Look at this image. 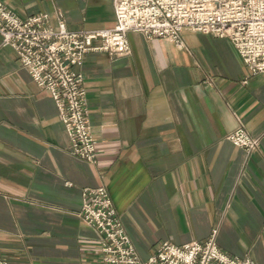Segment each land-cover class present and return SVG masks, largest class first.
<instances>
[{
	"label": "crops",
	"instance_id": "0c3cea01",
	"mask_svg": "<svg viewBox=\"0 0 264 264\" xmlns=\"http://www.w3.org/2000/svg\"><path fill=\"white\" fill-rule=\"evenodd\" d=\"M18 18L64 14L69 30L110 28L112 0H1ZM131 52L90 51L84 77L98 162L68 152L53 99L0 36V250L20 264H106L78 211L104 186L138 254L204 241L264 264V73L226 38L184 30V46L128 32ZM246 79V82L243 81ZM259 139L246 152L226 135Z\"/></svg>",
	"mask_w": 264,
	"mask_h": 264
},
{
	"label": "built area",
	"instance_id": "2783aa9c",
	"mask_svg": "<svg viewBox=\"0 0 264 264\" xmlns=\"http://www.w3.org/2000/svg\"><path fill=\"white\" fill-rule=\"evenodd\" d=\"M112 6L113 27L75 31L67 29L61 11L53 15V27L51 14L40 12L20 19L0 0L2 44L15 51L31 80L53 99L68 137V152L82 161L96 165L98 155L87 115L84 77L75 66L90 51L111 58L129 55L128 32L167 39L178 48L184 46V30L226 38L248 74L264 73V0H112ZM226 139L246 152L259 143L242 125ZM82 195L78 216L99 233V254L106 264H255L220 250L216 229L204 241H162L142 259L106 188L87 187ZM0 264L20 263L9 261L0 250Z\"/></svg>",
	"mask_w": 264,
	"mask_h": 264
}]
</instances>
